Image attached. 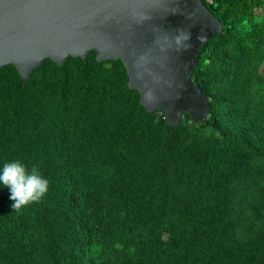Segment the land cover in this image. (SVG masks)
Returning <instances> with one entry per match:
<instances>
[{
    "label": "trees",
    "instance_id": "obj_1",
    "mask_svg": "<svg viewBox=\"0 0 264 264\" xmlns=\"http://www.w3.org/2000/svg\"><path fill=\"white\" fill-rule=\"evenodd\" d=\"M203 2L223 24L193 73L210 101L206 123L185 114L180 125H168L163 112L141 105L123 62H98L96 52L62 65L47 60L26 86L16 67L0 68V170L19 160L50 181L41 201L21 210L0 183V264H264L238 249V236L263 227L226 192L227 171L211 173L208 189L184 199L177 190L188 185L165 184L169 173L179 177L181 160L163 161L178 148L183 156L205 144L223 155L236 148L264 158V77L248 61V49L264 42L251 23L262 0H233L229 12ZM117 100L128 113L113 127ZM209 152L206 162L215 165ZM217 185L228 205L205 195Z\"/></svg>",
    "mask_w": 264,
    "mask_h": 264
},
{
    "label": "water",
    "instance_id": "obj_2",
    "mask_svg": "<svg viewBox=\"0 0 264 264\" xmlns=\"http://www.w3.org/2000/svg\"><path fill=\"white\" fill-rule=\"evenodd\" d=\"M223 31L203 0H0V68H17L26 86L47 60L122 61L129 87L170 126L185 114L211 119L210 101L193 81L200 54Z\"/></svg>",
    "mask_w": 264,
    "mask_h": 264
},
{
    "label": "rangeland",
    "instance_id": "obj_3",
    "mask_svg": "<svg viewBox=\"0 0 264 264\" xmlns=\"http://www.w3.org/2000/svg\"><path fill=\"white\" fill-rule=\"evenodd\" d=\"M224 1H227L224 2ZM250 2L252 0H246ZM210 3H217L222 5V10L230 11L233 8V0H208ZM247 12V11H246ZM249 13V11H248ZM252 25H258L255 30L264 31V0L262 3L255 6L252 12ZM250 57L248 61L251 63V69L257 71V73L264 77V42L261 44L260 49H248ZM210 59V55L207 57ZM77 66V65H74ZM121 69V68H120ZM122 71V69H121ZM123 72V71H122ZM121 73V72H120ZM214 73L217 74L214 70ZM48 76V73L44 74ZM53 75V74H51ZM48 81V78L46 79ZM252 79H246V86H249L252 83ZM245 90V89H244ZM234 94H239L247 98L246 92H238L234 90ZM57 92V88L54 89V93ZM53 93V94H54ZM249 98V97H248ZM118 110L114 120V126H117L116 121L123 119L125 116H120L122 114H127L128 111L122 108V101L117 100ZM102 112V111H100ZM105 113V112H104ZM53 114V113H52ZM159 113V117H161ZM135 120V118L133 119ZM190 121H186L183 124L181 130H184L185 127L190 124ZM109 125V119L107 118L105 124H102L99 127L100 131H104ZM112 127V128H113ZM101 133V132H99ZM155 135V134H154ZM83 141V138H77L76 143L80 144ZM181 141V139H179ZM98 143L100 145L101 141L98 138ZM202 144L199 145L196 149L192 148L191 151L186 153L184 156L180 148L176 149L174 152H170L166 157L163 158V161L167 158L176 162L181 160V164L178 165L180 168V173L178 178H171V175L166 177L158 176L161 181H165L167 187L174 189L176 185L186 184L188 185L185 189L180 188L177 192L181 193V198L184 199L188 195H192L195 192L201 193L203 189L209 188V179L210 174L215 172L216 176H222V174L227 173L232 176V182L225 187L227 193H232L235 196L237 208L246 210L249 212V217L261 226L259 231H254L250 233H245L237 237L238 249L242 253L246 254L252 252L253 254H258L259 261H264V158H259L253 153L244 152L240 149L232 148L230 151L223 155L218 151H215L214 147ZM206 149H209V154L215 159V165L209 164L206 162L208 153ZM154 161V159H153ZM201 164V168L190 167L189 165ZM229 165V168H228ZM220 190V191H219ZM210 191V190H208ZM210 199L219 200L222 204L228 205L226 201V194H222V189L215 187L212 193H205V195Z\"/></svg>",
    "mask_w": 264,
    "mask_h": 264
},
{
    "label": "clouds",
    "instance_id": "obj_4",
    "mask_svg": "<svg viewBox=\"0 0 264 264\" xmlns=\"http://www.w3.org/2000/svg\"><path fill=\"white\" fill-rule=\"evenodd\" d=\"M0 183L10 190V200L13 201L11 207L14 210L40 202L50 186V181L43 177L37 166L29 169L19 160L3 165Z\"/></svg>",
    "mask_w": 264,
    "mask_h": 264
}]
</instances>
